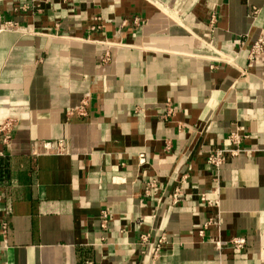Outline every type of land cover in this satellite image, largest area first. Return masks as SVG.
Returning <instances> with one entry per match:
<instances>
[{"label": "crops", "instance_id": "1", "mask_svg": "<svg viewBox=\"0 0 264 264\" xmlns=\"http://www.w3.org/2000/svg\"><path fill=\"white\" fill-rule=\"evenodd\" d=\"M0 15L22 29L0 32V264H264V52L246 67L264 0H0ZM234 129L246 151L215 175L205 156ZM58 139L68 152L45 153ZM141 233L164 236L156 256ZM235 236L242 250L215 244Z\"/></svg>", "mask_w": 264, "mask_h": 264}, {"label": "built area", "instance_id": "2", "mask_svg": "<svg viewBox=\"0 0 264 264\" xmlns=\"http://www.w3.org/2000/svg\"><path fill=\"white\" fill-rule=\"evenodd\" d=\"M34 1V0H33ZM258 8L252 7L251 11L249 13L250 17L254 18V16L257 13ZM215 17L212 16L210 19V26L214 24ZM125 22V21H124ZM134 23H139V20L135 18L133 20ZM16 30H22L16 22L4 19L0 15V32L2 31H16ZM243 40L239 39L237 40V45H242ZM264 52V34H260L248 47L247 52V63L246 67H250L253 65L255 60ZM108 58V54L105 53L102 60H106ZM234 56H230L228 54H225L223 52H218L215 56V60L226 62L228 64H233ZM241 72L244 73L245 69H241ZM90 102V95L89 93H86L85 96L82 98L81 102L78 106L70 109L68 111L69 115H76L79 117H85L87 115L88 106ZM171 109L167 110V114H171ZM13 119L7 118L4 121L0 122V140L3 144H8L11 138V128H12ZM246 137L245 134H242L237 129H234L233 131L229 132L227 135V145L226 146H219L214 147L210 149L206 156H205V162L206 164L215 172V175L218 172V169L220 166L229 158H234L246 151V149L242 146V141ZM41 146L44 149L45 153H55V154H65L68 152V145L65 139H58L56 141H43L41 143ZM139 160L140 162L144 161V154H139ZM188 177V172L182 174L178 180L177 185L174 188L173 193L171 194L172 202L175 203L178 201V196L182 193V183L186 182ZM155 185L154 181H150L147 183V188H151ZM147 189V190H148ZM146 190V192H147ZM215 190H209V191H202L198 193L199 200L206 206H218V199L217 198H211L209 197L210 194H215ZM107 217L108 214L105 210L101 211V227H105L107 223ZM211 223V220H207L206 225ZM9 228H8V222L5 218L0 217V232L3 235L2 244L3 247L7 246V234H8ZM200 234L203 233V230L199 231ZM164 236H160L157 238L156 241L152 242L150 240V234L149 233H141L139 235V244L141 247H145L148 244H154V253L153 256L157 255L158 250L160 249V245L164 241ZM215 244L219 248L221 244H227L230 248H232L235 251L242 250L245 245V239L242 236H235L228 240L225 243H222L221 241H216Z\"/></svg>", "mask_w": 264, "mask_h": 264}]
</instances>
